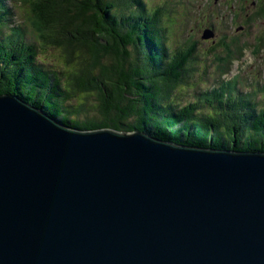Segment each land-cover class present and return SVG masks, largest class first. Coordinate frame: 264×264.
Segmentation results:
<instances>
[{"label":"water","instance_id":"obj_1","mask_svg":"<svg viewBox=\"0 0 264 264\" xmlns=\"http://www.w3.org/2000/svg\"><path fill=\"white\" fill-rule=\"evenodd\" d=\"M167 143L0 95V264H264V153Z\"/></svg>","mask_w":264,"mask_h":264},{"label":"trees","instance_id":"obj_2","mask_svg":"<svg viewBox=\"0 0 264 264\" xmlns=\"http://www.w3.org/2000/svg\"><path fill=\"white\" fill-rule=\"evenodd\" d=\"M167 1L151 7L146 0H13L10 7L0 0V95L18 97L77 130L145 133L194 149L264 153V106L239 89V78L222 79L238 52L227 35L209 51L225 52L215 55V85L196 101H176L175 91L194 73L199 41L177 23L181 43L160 37V23L176 21L181 5ZM246 2L237 4L238 12ZM17 8L24 18L19 24ZM263 15L264 7L258 11ZM49 51L58 52L52 61Z\"/></svg>","mask_w":264,"mask_h":264},{"label":"rangeland","instance_id":"obj_3","mask_svg":"<svg viewBox=\"0 0 264 264\" xmlns=\"http://www.w3.org/2000/svg\"><path fill=\"white\" fill-rule=\"evenodd\" d=\"M12 2V0H9ZM151 7L157 6L164 0H146ZM194 3H190L188 0L179 1V4H184L186 8H182L180 5L177 13H173L176 17L173 23L169 22L168 19L160 23L159 30L160 37L162 33L166 34L168 38H172L170 42L179 44L184 38V34L180 31L179 27L184 28L185 35L193 36L194 41H199V47L194 56H198L197 62L195 59L191 60L189 65L195 64V69L192 76L177 90L176 101L185 105L189 101L197 100L201 92L212 88L216 81L220 78V74L216 71L217 62L215 61L218 56L216 53L220 52L224 56L225 52L220 47H217L214 52H209L212 48V41H206L202 39L203 30L208 24H212L215 30V41L216 43L221 42V38L227 35L235 42L236 50L238 52L243 49V54L239 55L238 52L234 53V59L232 60L229 70L222 79L226 81L236 80L239 82V89L242 92H252L253 95H257V101L260 106H264V18L258 16L260 8L264 7V0H248L244 10L238 12L237 4L242 3L244 0H202L200 5L197 0H193ZM153 4V5H152ZM201 6L199 9L197 7ZM20 7V4H18ZM25 7H27L25 5ZM198 7V8H199ZM26 9V8H25ZM183 10V11H182ZM17 17L15 20L21 18V11L17 8ZM264 16V15H263ZM196 17V19H195ZM189 23V27L184 22ZM190 19V21H189ZM184 20V21H183ZM175 23L179 27H175ZM196 23L199 24L195 28ZM176 28V29H174ZM190 29L192 30L191 33ZM193 33V34H192ZM205 36V35H204ZM206 36H210L209 31H206ZM54 51H49L46 54V59L52 61L56 54H52ZM170 53H167L169 55ZM207 57V58H206ZM206 58V59H205ZM165 65V64H164ZM185 67V66H184ZM259 87V88H258ZM92 100V98H90ZM94 101V99L92 100ZM59 123L67 126L66 123L58 121ZM68 128H73L71 125ZM87 132L85 130H77ZM121 133V132H119ZM152 137V136H151ZM154 139H157L153 137ZM170 147L184 146L167 143Z\"/></svg>","mask_w":264,"mask_h":264},{"label":"bare ground","instance_id":"obj_4","mask_svg":"<svg viewBox=\"0 0 264 264\" xmlns=\"http://www.w3.org/2000/svg\"><path fill=\"white\" fill-rule=\"evenodd\" d=\"M168 2V1H167Z\"/></svg>","mask_w":264,"mask_h":264}]
</instances>
